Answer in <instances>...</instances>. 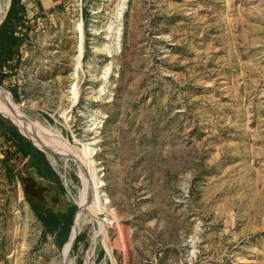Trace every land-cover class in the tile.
<instances>
[{
  "label": "rangeland",
  "instance_id": "1",
  "mask_svg": "<svg viewBox=\"0 0 264 264\" xmlns=\"http://www.w3.org/2000/svg\"><path fill=\"white\" fill-rule=\"evenodd\" d=\"M26 22L0 89L78 163L10 172L11 126L40 146L0 110V264H264V0H60ZM33 205L73 210L69 234Z\"/></svg>",
  "mask_w": 264,
  "mask_h": 264
},
{
  "label": "trees",
  "instance_id": "2",
  "mask_svg": "<svg viewBox=\"0 0 264 264\" xmlns=\"http://www.w3.org/2000/svg\"><path fill=\"white\" fill-rule=\"evenodd\" d=\"M25 16L26 9L21 4V0H13L12 7L8 13V16L6 17L0 29V43L3 41V35H8L16 43L23 40V38L15 36V31L10 27V24L14 23V21L17 20L19 23H22L20 26H22V28H25L27 26ZM8 56V59L10 60L12 56ZM11 128V132L13 133V137L16 139L18 147L16 153L10 154V157H8V163H10L8 170L15 173V171L26 158H30V160L32 161V165L37 167L38 169H40L42 166L45 167L47 163L45 161L46 158L44 154L35 149V147H33V144L29 140L23 138L19 133H17L14 126H11ZM32 158L34 159V161L32 160ZM20 180L23 183V187H25V181L22 176L20 177ZM32 208L39 220L45 226L53 229H58L62 232L63 235L69 234L73 226V210H71L69 213L56 214L52 210L42 211L35 205H33Z\"/></svg>",
  "mask_w": 264,
  "mask_h": 264
},
{
  "label": "bare ground",
  "instance_id": "3",
  "mask_svg": "<svg viewBox=\"0 0 264 264\" xmlns=\"http://www.w3.org/2000/svg\"><path fill=\"white\" fill-rule=\"evenodd\" d=\"M9 3H10V0H0V24L4 18V15L6 13L7 8H9ZM12 98H10L9 95L6 92H4L2 89H0V110H1V112H3L4 114H6L10 118H12V120L15 121L17 126L21 124V126H23V128H25V131L32 138L35 139V141L40 146V148L44 152H46L48 155H49V153H48L49 151L55 150V151H58L64 155H67L68 157L72 158L73 160L77 161V163H78L76 156L69 151L68 145H67L68 143H66L62 139L63 138L62 136H61L62 137L61 138V137H58V135L56 136L54 134L46 132V136L42 137L41 135H36L35 133H33L31 131V129H28L24 124H22V122L20 121V119L16 115V112H15L16 105H15L14 101L12 100ZM86 204L87 203H85V201H83V200L80 203L81 211H80V215H79V217L76 221V224L74 226V229H73L72 240L69 242L68 246L65 249V257L67 259L70 258L73 240L81 231V219L84 215V212L88 210L87 209L88 207ZM89 209H90V207H89ZM92 215L94 216L93 218H97L96 213L95 212L93 213V211H92Z\"/></svg>",
  "mask_w": 264,
  "mask_h": 264
},
{
  "label": "crops",
  "instance_id": "4",
  "mask_svg": "<svg viewBox=\"0 0 264 264\" xmlns=\"http://www.w3.org/2000/svg\"><path fill=\"white\" fill-rule=\"evenodd\" d=\"M59 2L60 0H21V4L26 9L25 21H32V18H36V17L39 18L44 15L45 16L48 15L53 9H55V7L59 4ZM24 163L25 165L28 164L29 166L28 169L33 170L36 173V176L41 180L51 182V180H53L55 177L56 171L48 160L46 161L47 165L45 167L42 166L40 169H38L37 167L31 164L30 158H26L23 161V164ZM53 211L56 214L63 213L62 211H56V210Z\"/></svg>",
  "mask_w": 264,
  "mask_h": 264
},
{
  "label": "water",
  "instance_id": "5",
  "mask_svg": "<svg viewBox=\"0 0 264 264\" xmlns=\"http://www.w3.org/2000/svg\"><path fill=\"white\" fill-rule=\"evenodd\" d=\"M6 16H7V14H6ZM6 16L3 18V20H2V22H1V24H0V26L3 24V22H4V20H5V18H6ZM15 124V123H14ZM16 125V124H15ZM17 126V125H16ZM18 127V126H17ZM19 128V127H18ZM21 132V131H20ZM21 134L23 135V136H25L22 132H21ZM27 139H29L30 141H32L29 137H27V136H25ZM33 142V141H32ZM34 143V142H33ZM39 148V147H38ZM41 151H43L41 148H39ZM44 152V151H43ZM54 153V152H53Z\"/></svg>",
  "mask_w": 264,
  "mask_h": 264
}]
</instances>
